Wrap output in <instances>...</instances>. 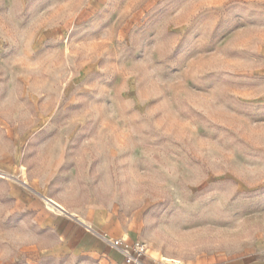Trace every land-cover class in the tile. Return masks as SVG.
Returning <instances> with one entry per match:
<instances>
[{"label":"rangeland","instance_id":"374dc122","mask_svg":"<svg viewBox=\"0 0 264 264\" xmlns=\"http://www.w3.org/2000/svg\"><path fill=\"white\" fill-rule=\"evenodd\" d=\"M60 215L264 264V0H0V264H124Z\"/></svg>","mask_w":264,"mask_h":264},{"label":"crops","instance_id":"0c3cea01","mask_svg":"<svg viewBox=\"0 0 264 264\" xmlns=\"http://www.w3.org/2000/svg\"><path fill=\"white\" fill-rule=\"evenodd\" d=\"M72 221L80 225L76 229H68L66 226ZM48 226L55 229L57 239L48 251L52 253L72 252L73 254L88 253L90 255L99 256L102 259L108 257L111 261L121 260L124 262L121 253L114 247H108L109 243L104 234L98 230H92L80 222L74 220L73 217H64L62 215L56 217L54 221H47ZM214 264H252L243 259H232Z\"/></svg>","mask_w":264,"mask_h":264},{"label":"built area","instance_id":"2783aa9c","mask_svg":"<svg viewBox=\"0 0 264 264\" xmlns=\"http://www.w3.org/2000/svg\"><path fill=\"white\" fill-rule=\"evenodd\" d=\"M104 237L112 247L121 251L124 264H183L180 261L168 262L149 257V245L145 241L136 240L126 245L121 238L107 234Z\"/></svg>","mask_w":264,"mask_h":264},{"label":"bare ground","instance_id":"6f19581e","mask_svg":"<svg viewBox=\"0 0 264 264\" xmlns=\"http://www.w3.org/2000/svg\"><path fill=\"white\" fill-rule=\"evenodd\" d=\"M47 203L53 208H57L58 209V206L61 207V205L58 202H56L55 200H53V199H49V201ZM60 211H61V209H60ZM166 261L175 262L176 260L173 259V258H166Z\"/></svg>","mask_w":264,"mask_h":264}]
</instances>
